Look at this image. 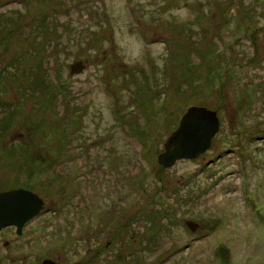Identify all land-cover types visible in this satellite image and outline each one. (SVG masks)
<instances>
[{
    "label": "rangeland",
    "instance_id": "374dc122",
    "mask_svg": "<svg viewBox=\"0 0 264 264\" xmlns=\"http://www.w3.org/2000/svg\"><path fill=\"white\" fill-rule=\"evenodd\" d=\"M192 106L219 129L165 167ZM20 187L44 206L0 264H264V0H0V192Z\"/></svg>",
    "mask_w": 264,
    "mask_h": 264
},
{
    "label": "water",
    "instance_id": "95a60500",
    "mask_svg": "<svg viewBox=\"0 0 264 264\" xmlns=\"http://www.w3.org/2000/svg\"><path fill=\"white\" fill-rule=\"evenodd\" d=\"M85 66L83 61H76L71 64V73H79ZM218 129L216 111L202 106L190 107L183 115L179 127L169 136L159 162L165 167H172L179 159L196 158L208 150ZM43 206V198L24 187L0 192V231L15 226L16 233L21 234L24 226L40 214ZM187 225L192 230L198 226L193 221H188ZM44 264L55 262L45 260Z\"/></svg>",
    "mask_w": 264,
    "mask_h": 264
}]
</instances>
